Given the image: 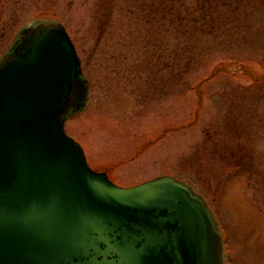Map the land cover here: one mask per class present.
Wrapping results in <instances>:
<instances>
[{
    "label": "rangeland",
    "instance_id": "obj_1",
    "mask_svg": "<svg viewBox=\"0 0 264 264\" xmlns=\"http://www.w3.org/2000/svg\"><path fill=\"white\" fill-rule=\"evenodd\" d=\"M200 1L175 0L194 17L160 29L153 0H0V61L23 28L63 25L90 85L65 130L90 166L125 188L185 182L215 215L229 264H264V0L214 14L225 27L212 37L196 35Z\"/></svg>",
    "mask_w": 264,
    "mask_h": 264
},
{
    "label": "water",
    "instance_id": "obj_2",
    "mask_svg": "<svg viewBox=\"0 0 264 264\" xmlns=\"http://www.w3.org/2000/svg\"><path fill=\"white\" fill-rule=\"evenodd\" d=\"M90 85L66 28H23L0 61V264H226L207 202L164 176L123 188L65 125Z\"/></svg>",
    "mask_w": 264,
    "mask_h": 264
},
{
    "label": "trees",
    "instance_id": "obj_3",
    "mask_svg": "<svg viewBox=\"0 0 264 264\" xmlns=\"http://www.w3.org/2000/svg\"><path fill=\"white\" fill-rule=\"evenodd\" d=\"M110 1L113 2L115 0H110ZM153 1L155 5L151 9L152 11L148 14L147 17H151L150 15H152V19L150 20L149 23L153 24L154 26H159L160 29H164L165 27L173 28L175 27V25L177 27L178 26L182 27V24L186 22V20H188L191 16L192 18L194 17V13L191 14L190 9L185 10L184 11L185 14H183L182 12H179L176 9V7L172 5L173 2H175V0H153ZM243 1L244 0H236V6H234V4L229 3V0H201L200 3L198 4V9L195 12V15L196 13L200 14L198 18V22L200 25L198 26V28H196L197 30H195L196 35L198 34V37L204 36V35L211 36V37L214 36L216 29L225 27L223 25H216L215 23L216 13L220 17L218 18L219 20L217 23H222L221 17H223V13L225 12L224 10L230 9L233 11L234 10L238 11L241 9V7L244 6L245 3ZM167 5L168 7L166 8ZM159 17H160V20L157 21L156 18H159ZM154 21H157V23H154ZM250 27L251 28L245 27V29L247 32H250L252 34L250 36L252 37L251 41H254L256 40V36L258 35L259 32L253 31L252 30L254 28L253 26H250ZM236 28H238L239 30L238 31L233 30V32L229 34L230 35L232 34L234 36H236L237 34V36H239L240 33L243 32V28L241 27H236ZM222 31L225 32L226 30H222ZM200 54H202V52H200ZM183 59H184V56L181 57V61H183ZM222 70L223 68L217 69L216 71H214L213 75L221 73L220 71Z\"/></svg>",
    "mask_w": 264,
    "mask_h": 264
},
{
    "label": "flooded vegetation",
    "instance_id": "obj_4",
    "mask_svg": "<svg viewBox=\"0 0 264 264\" xmlns=\"http://www.w3.org/2000/svg\"><path fill=\"white\" fill-rule=\"evenodd\" d=\"M226 247L227 246L225 245V261H226V264H229L231 259H230V254L228 253V249H226Z\"/></svg>",
    "mask_w": 264,
    "mask_h": 264
}]
</instances>
